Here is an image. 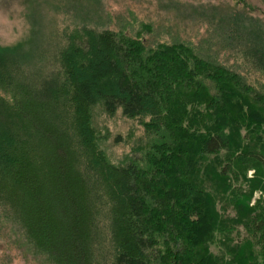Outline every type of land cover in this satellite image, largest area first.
<instances>
[{"label":"trees","instance_id":"obj_1","mask_svg":"<svg viewBox=\"0 0 264 264\" xmlns=\"http://www.w3.org/2000/svg\"><path fill=\"white\" fill-rule=\"evenodd\" d=\"M232 1L175 4L205 35L88 19L30 67L0 45V230L34 260L264 264V20ZM98 107L140 121V157L108 159Z\"/></svg>","mask_w":264,"mask_h":264},{"label":"rangeland","instance_id":"obj_2","mask_svg":"<svg viewBox=\"0 0 264 264\" xmlns=\"http://www.w3.org/2000/svg\"><path fill=\"white\" fill-rule=\"evenodd\" d=\"M246 1L260 12L253 15L264 20V0ZM175 4L181 7L180 13L184 17L185 13L189 15L195 7L202 5H214L228 14L242 8L232 0H0V45L23 47L30 54L31 58L27 59L30 67L36 63L34 57L40 51L37 45L41 40L56 38L67 27L88 22V19L94 22L89 21L88 25L94 27H98L95 22L104 21L103 27L109 24L115 30L122 24L129 31L142 30L141 35L146 39L152 35L142 29L145 23L152 25L153 34L161 32L165 37L178 29L181 36L205 35L204 24L176 18ZM94 124L103 137L102 145L108 159L114 164L128 161L134 154L133 147L147 142L145 127L138 119L125 117L121 110L110 116L96 108ZM142 150L144 148L134 155L140 157ZM252 174L253 170H250L248 176ZM258 196L259 193L255 192L251 204ZM9 233V229L0 230V264H42L34 260Z\"/></svg>","mask_w":264,"mask_h":264}]
</instances>
